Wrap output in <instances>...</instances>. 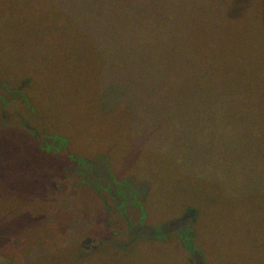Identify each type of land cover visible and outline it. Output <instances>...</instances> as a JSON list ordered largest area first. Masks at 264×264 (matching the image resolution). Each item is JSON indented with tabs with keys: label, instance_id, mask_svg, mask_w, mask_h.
I'll return each instance as SVG.
<instances>
[{
	"label": "rangeland",
	"instance_id": "rangeland-1",
	"mask_svg": "<svg viewBox=\"0 0 264 264\" xmlns=\"http://www.w3.org/2000/svg\"><path fill=\"white\" fill-rule=\"evenodd\" d=\"M0 264H264V0H0Z\"/></svg>",
	"mask_w": 264,
	"mask_h": 264
},
{
	"label": "flooded vegetation",
	"instance_id": "flooded-vegetation-1",
	"mask_svg": "<svg viewBox=\"0 0 264 264\" xmlns=\"http://www.w3.org/2000/svg\"><path fill=\"white\" fill-rule=\"evenodd\" d=\"M113 192H114V191L112 190V192H111V197H112V198L115 197ZM182 218H183V216L180 215V216H178V217H176V218L171 219V220L168 222V227L164 226V224H162L161 226H159V227H160V232L162 233L161 236H166L167 234H170V233H172V232H175L174 234L177 235L179 232H181V231L184 230V233H182L181 236H182V237L185 236V237H187V239H184L183 242L186 243V244H190L191 246H193V245L191 244V241H192L191 239H192V237H193V234H192L191 229L188 228V226H189V222L192 221V220L190 221V219H191L192 217L189 218V219H186L185 221H183ZM131 232H132V231H131ZM152 233H156L154 229L152 230V232H148L147 230H144V231H143V235H146V234H152ZM132 234H135V233L133 232ZM156 235H157V233H156ZM90 241H91L90 238H87V239H86V242H88V244H89ZM89 245H90V244H89ZM90 246H91V245H90ZM193 249H194V248H193ZM189 251H190V250H189ZM191 251H192L191 256H193V255H194L193 253H195V252H194V250H192V249H191Z\"/></svg>",
	"mask_w": 264,
	"mask_h": 264
},
{
	"label": "trees",
	"instance_id": "trees-1",
	"mask_svg": "<svg viewBox=\"0 0 264 264\" xmlns=\"http://www.w3.org/2000/svg\"><path fill=\"white\" fill-rule=\"evenodd\" d=\"M170 33L171 32H164V35H166L168 37ZM125 36L126 35H124V34H122V35H113V34H111V32H109V42L112 43V44H114V45H121V44H126V42H128L130 39L134 38V35L133 34L130 37H125ZM167 37L161 38V41H162L161 44L155 45V46L149 45V48L150 47L160 48V51L164 52L165 53V56L168 58V60H170L171 55H170L169 52L171 51V48L170 47H166L168 45L166 43ZM109 48L111 50H117L119 48H122V50H124V47H121V46H110L109 45ZM186 246H187L188 250L194 248L190 244H186Z\"/></svg>",
	"mask_w": 264,
	"mask_h": 264
},
{
	"label": "water",
	"instance_id": "water-1",
	"mask_svg": "<svg viewBox=\"0 0 264 264\" xmlns=\"http://www.w3.org/2000/svg\"><path fill=\"white\" fill-rule=\"evenodd\" d=\"M192 215H193L192 212H188V213H186V214L183 216L182 220L185 221L186 219L191 218ZM84 243H86V241L83 242V244H84ZM84 247H85V248H88L87 246H84Z\"/></svg>",
	"mask_w": 264,
	"mask_h": 264
}]
</instances>
